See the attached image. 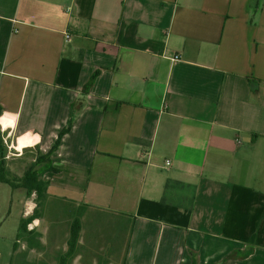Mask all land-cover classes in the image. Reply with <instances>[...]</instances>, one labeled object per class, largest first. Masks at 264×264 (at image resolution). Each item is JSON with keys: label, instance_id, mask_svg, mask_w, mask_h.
I'll return each instance as SVG.
<instances>
[{"label": "crops", "instance_id": "crops-1", "mask_svg": "<svg viewBox=\"0 0 264 264\" xmlns=\"http://www.w3.org/2000/svg\"><path fill=\"white\" fill-rule=\"evenodd\" d=\"M0 109L124 264H264V0H0Z\"/></svg>", "mask_w": 264, "mask_h": 264}, {"label": "rangeland", "instance_id": "rangeland-1", "mask_svg": "<svg viewBox=\"0 0 264 264\" xmlns=\"http://www.w3.org/2000/svg\"><path fill=\"white\" fill-rule=\"evenodd\" d=\"M6 153L9 156L8 151ZM13 154L7 156V161L16 175L23 176L34 165L32 158L36 157V152ZM25 198V190L0 184V264H62V258L70 250L76 220L81 224L80 239L74 256L68 258L66 264H124L128 221L48 196L39 199L35 194L29 200L33 208L31 215L36 213L38 222L30 224L28 232L20 236Z\"/></svg>", "mask_w": 264, "mask_h": 264}, {"label": "trees", "instance_id": "trees-1", "mask_svg": "<svg viewBox=\"0 0 264 264\" xmlns=\"http://www.w3.org/2000/svg\"><path fill=\"white\" fill-rule=\"evenodd\" d=\"M1 112V109H0ZM72 120L68 126L61 132L59 139L53 149L47 154V156H37V159L33 166H31L24 174L23 177H11L7 168V154L4 148V140L0 132V183L7 184L13 189H24L27 192V196L31 197L36 194L39 199H45L48 182L43 181V175L47 172L55 173L56 169L53 167V162L50 160L52 154L58 150L63 137L71 130ZM38 217L36 213L28 219H22L20 224V236L23 233L28 232V226L32 224ZM81 224L79 220H76L72 226L71 240L69 242L70 250L66 257L62 258V264H66L68 258L74 256L77 248L78 241L80 239ZM16 249V245H15Z\"/></svg>", "mask_w": 264, "mask_h": 264}, {"label": "bare ground", "instance_id": "bare-ground-1", "mask_svg": "<svg viewBox=\"0 0 264 264\" xmlns=\"http://www.w3.org/2000/svg\"><path fill=\"white\" fill-rule=\"evenodd\" d=\"M2 124L4 127H7L8 126V122L6 119H2L1 120ZM6 129V128H5ZM31 143H34V140L33 139H29V138H26V139H21L20 140V143H19V146L18 148H16L19 152H23L24 151V148L26 145H29Z\"/></svg>", "mask_w": 264, "mask_h": 264}, {"label": "built area", "instance_id": "built-area-1", "mask_svg": "<svg viewBox=\"0 0 264 264\" xmlns=\"http://www.w3.org/2000/svg\"><path fill=\"white\" fill-rule=\"evenodd\" d=\"M67 39H68V40H70V37H69V36H67ZM177 59H178V57L176 58V60H177ZM168 165H170V163H168Z\"/></svg>", "mask_w": 264, "mask_h": 264}]
</instances>
